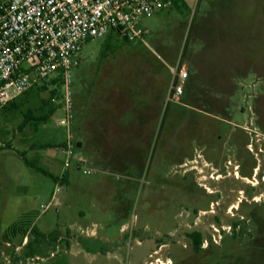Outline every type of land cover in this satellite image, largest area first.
Returning a JSON list of instances; mask_svg holds the SVG:
<instances>
[{"label": "rangeland", "instance_id": "1", "mask_svg": "<svg viewBox=\"0 0 264 264\" xmlns=\"http://www.w3.org/2000/svg\"><path fill=\"white\" fill-rule=\"evenodd\" d=\"M141 23V37L111 32L83 44L68 86L69 126L58 123L65 87L56 78L0 109V264H264V0H177ZM153 55L172 71L167 102L156 79L170 73ZM232 60L251 66L243 90L230 96L232 114H202L213 109L198 105L207 95L201 86L223 85ZM180 69L189 72V104L172 96ZM139 87L143 97L156 96L139 126L147 140L130 135L122 146L119 135L109 146L139 164L116 180L100 162L73 165L58 192L59 200L69 195L68 207L43 211L58 181L19 152L56 174L69 136L80 146L72 160H94L105 141L83 129L84 101L94 104L91 126L113 99L125 109L124 124H138L136 110L146 108L132 94ZM50 107L54 113L40 120ZM34 228L48 236L36 242ZM193 231L201 235L198 251Z\"/></svg>", "mask_w": 264, "mask_h": 264}, {"label": "built area", "instance_id": "2", "mask_svg": "<svg viewBox=\"0 0 264 264\" xmlns=\"http://www.w3.org/2000/svg\"><path fill=\"white\" fill-rule=\"evenodd\" d=\"M172 0H0V109L49 78L65 87L63 114L58 119L69 126L73 119L68 86L76 56L84 43L112 31L141 37V20L171 5ZM187 71L180 69L172 96L179 97ZM77 142L67 137L63 172L52 198L61 188L65 171L81 160H72ZM88 173L89 170L83 169ZM50 203V202H49ZM46 203L44 209H47Z\"/></svg>", "mask_w": 264, "mask_h": 264}, {"label": "crops", "instance_id": "3", "mask_svg": "<svg viewBox=\"0 0 264 264\" xmlns=\"http://www.w3.org/2000/svg\"><path fill=\"white\" fill-rule=\"evenodd\" d=\"M81 51V50H80ZM80 51L77 54V57L80 54ZM199 54V50H197L196 55ZM154 56V55H153ZM155 57V56H154ZM159 57V58H158ZM158 57L156 56L155 58L157 59V62L159 63V65L161 66V69H165L166 72L165 73H170V76H165L163 77V79L158 78L157 75V81H156V85L159 88V92H158V96H161L162 102L166 101V99L169 97L168 96V92H169V86H170V81L172 78V71L171 68L167 65H165L163 63V59L161 58L162 56L158 55ZM198 57V56H197ZM191 59V58H190ZM189 59V61H190ZM189 61H188V65H187V71H188V66H189ZM235 61V62H234ZM237 60H232V62H234L233 64L230 65L231 67V75L228 76L227 79L223 80V85H219L218 87H213V85L211 87L208 88H203L201 86L202 91L206 92L207 91V95H201L200 97L199 95L197 96V103L198 105H204V102H207L213 110L212 111H202V114H208L212 117L217 118L214 114H232V111H230V109H227V107L230 104V96H233V94L240 92L243 90V87H245L247 80H245V76L248 73H251V66L249 69L246 68V62L245 63V68L244 69H239V67L237 66ZM196 69L198 70V75H199V69H200V64L198 59L196 60ZM156 70V69H155ZM239 75V76H238ZM189 78V72L187 73V77L184 79V86H183V91H182V95L181 98L185 101H187V103H191L193 96L190 93V91H188L187 87L185 88V83L186 80ZM244 79V80H243ZM141 83V81H140ZM251 85H252V81H251ZM216 90V91H212ZM206 90V91H205ZM219 90V92L217 91ZM219 93V95L221 96H217V94ZM132 94L138 98L137 104H145L146 108L143 111H138L136 110V113L139 116V120L137 121L139 122L138 124H129V125H125L124 122L126 121L124 118V108H121V105L117 104V102H115V99H113V104L110 105L109 108H107V112L104 111L103 115L99 118L98 121H95V123L93 122V126H91L90 123V119L86 113H89V109L90 107H92L94 104L93 102H91L90 100L84 101V112L85 114L83 115V129L85 131H92V135H96V136H100L102 137V140L105 141V145L103 146L100 145L99 147L96 146L95 151H94V160L90 159V157H86L81 155L82 159L81 161H83V163L85 164V162H100V164L103 166L101 172L104 176H110V180H116L114 179L115 177L118 178L119 176L122 175V172H124L125 167L128 164H132L133 166L139 163H136V156L135 155H131V153L129 154V158L125 159V156L123 154V151L120 150V148L118 146H116L115 148H111L109 146H113L114 142L118 141V137L119 135H121L120 140L122 141V146L125 143V141L127 140V138L130 135H134L136 139H133L134 142L136 143H140L142 140H147L146 136L147 133L145 132V129H140V124L141 121L146 120L149 115V106L151 104L152 101H155V99L152 100V98H156V96L154 95L153 92L149 93V97H143V95L141 94L140 91V87L132 90ZM112 102L111 100H109V103ZM167 102V101H166ZM101 103H97L96 105H100ZM199 111L201 110L198 107ZM218 112V113H216ZM142 114V115H141ZM228 116V115H227ZM93 119V118H92ZM147 124V122L145 123V125ZM144 125V126H145ZM80 126V131L82 132V128H81V123L79 124ZM148 143V141H147ZM106 146V147H105ZM80 146H78L79 148ZM105 147V148H104ZM77 148V149H78ZM134 151V149H133ZM47 158L50 157L49 154L45 155ZM63 172V168H61V170L59 171V173L53 174L54 176H59L61 173ZM131 179V176H128ZM69 178H70V174L69 172L65 171V181L69 182ZM65 183V182H64ZM55 187V186H54ZM54 190V188H53ZM52 190V192H53ZM61 190V189H60ZM59 190V191H60ZM58 191V192H59ZM51 192V194H52ZM58 192H56L53 196L52 199H49V201L47 203H49L48 208H50L51 206H61L63 204H66V206L68 207V201H69V195L67 194L65 199H61L59 200L58 197ZM51 198V196H50ZM46 205V204H45ZM44 205V207H45ZM43 207V211L47 210L44 209ZM67 212V211H65ZM71 251V250H70Z\"/></svg>", "mask_w": 264, "mask_h": 264}, {"label": "trees", "instance_id": "4", "mask_svg": "<svg viewBox=\"0 0 264 264\" xmlns=\"http://www.w3.org/2000/svg\"><path fill=\"white\" fill-rule=\"evenodd\" d=\"M176 2H177V0H172V3H171V4H173V3L176 4ZM112 32H116V33H119V34H120L119 31H112ZM15 100H16V99H15ZM15 100L9 102L8 104H12V103H14ZM43 103H46V101H43ZM54 111H55V108H54V107H50V108L47 110V112L44 113V114L40 117V120H42V121H46V120H48V118L54 113ZM46 146H49V145H46ZM46 146H45V147H46ZM19 155L22 157V159L24 160V162H25V164H26L27 166H30V167L34 168L35 170H37V171H40V172H42V173H44V174H46V175L51 176L55 181L58 179L57 176H54V175H53L52 173H50L48 170H46V169L43 168L42 166L38 165L35 161H33V160H29V159L26 157L24 151H20V152H19ZM65 180H66V179L64 178V182H65ZM19 229H20V228H19ZM20 230H21V229H20ZM32 232H33V238H34V240H36V242H39V241L43 240L45 237L48 236L47 234L41 232L40 230H38V229H36V228H34V229L32 230ZM189 236H190V238H191V240H192L194 250H195V251H198V250L200 249V247H201V235H200V233H199L198 231H193V232H190V233H189Z\"/></svg>", "mask_w": 264, "mask_h": 264}]
</instances>
